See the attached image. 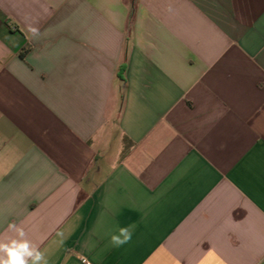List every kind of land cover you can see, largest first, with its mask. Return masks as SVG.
<instances>
[{"label": "crops", "instance_id": "1", "mask_svg": "<svg viewBox=\"0 0 264 264\" xmlns=\"http://www.w3.org/2000/svg\"><path fill=\"white\" fill-rule=\"evenodd\" d=\"M18 229L47 264H264V0H0Z\"/></svg>", "mask_w": 264, "mask_h": 264}, {"label": "clouds", "instance_id": "2", "mask_svg": "<svg viewBox=\"0 0 264 264\" xmlns=\"http://www.w3.org/2000/svg\"><path fill=\"white\" fill-rule=\"evenodd\" d=\"M33 34L38 33V29L32 28ZM20 239H13L7 243L0 242V264H47L44 254L30 241L23 239L24 232L18 229ZM132 230L130 228H120L119 235H113L112 244L116 247L130 242Z\"/></svg>", "mask_w": 264, "mask_h": 264}, {"label": "trees", "instance_id": "3", "mask_svg": "<svg viewBox=\"0 0 264 264\" xmlns=\"http://www.w3.org/2000/svg\"><path fill=\"white\" fill-rule=\"evenodd\" d=\"M27 50H28V48H25V49L22 51V53H21L22 57L25 56V53L27 52ZM125 68H126V65H125V64H123V65L120 67V70H119V75H121L120 77L123 76V75H122V72L125 71Z\"/></svg>", "mask_w": 264, "mask_h": 264}, {"label": "built area", "instance_id": "4", "mask_svg": "<svg viewBox=\"0 0 264 264\" xmlns=\"http://www.w3.org/2000/svg\"><path fill=\"white\" fill-rule=\"evenodd\" d=\"M85 264H93L91 261L87 260L86 258L82 259Z\"/></svg>", "mask_w": 264, "mask_h": 264}]
</instances>
